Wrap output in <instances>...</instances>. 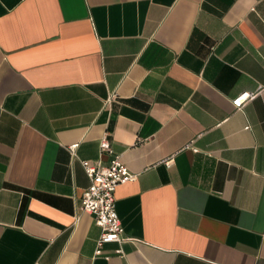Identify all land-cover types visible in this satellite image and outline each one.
I'll use <instances>...</instances> for the list:
<instances>
[{
    "label": "crops",
    "instance_id": "crops-1",
    "mask_svg": "<svg viewBox=\"0 0 264 264\" xmlns=\"http://www.w3.org/2000/svg\"><path fill=\"white\" fill-rule=\"evenodd\" d=\"M0 264H264V0H0Z\"/></svg>",
    "mask_w": 264,
    "mask_h": 264
},
{
    "label": "built area",
    "instance_id": "built-area-1",
    "mask_svg": "<svg viewBox=\"0 0 264 264\" xmlns=\"http://www.w3.org/2000/svg\"><path fill=\"white\" fill-rule=\"evenodd\" d=\"M257 93L243 92L232 100V104L239 110ZM77 146V142L69 145V150L74 157ZM100 149L111 152L107 138H101ZM80 162L89 179L88 186L80 196V209L90 213L101 229L95 249V254L101 255L103 244L108 242L121 244L126 239L123 237V227L116 211L114 192L118 185L136 180L137 174L131 172L118 155H115L106 166L100 163L90 164L86 160ZM116 251L120 252L121 249Z\"/></svg>",
    "mask_w": 264,
    "mask_h": 264
}]
</instances>
